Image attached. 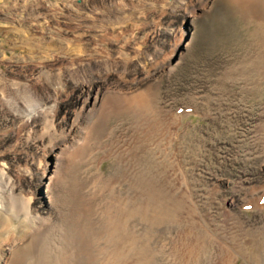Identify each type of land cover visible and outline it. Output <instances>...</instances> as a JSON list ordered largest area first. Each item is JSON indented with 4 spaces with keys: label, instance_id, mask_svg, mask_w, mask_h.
Returning <instances> with one entry per match:
<instances>
[{
    "label": "bare ground",
    "instance_id": "obj_1",
    "mask_svg": "<svg viewBox=\"0 0 264 264\" xmlns=\"http://www.w3.org/2000/svg\"><path fill=\"white\" fill-rule=\"evenodd\" d=\"M47 2L50 1H9L7 9L15 15V18L20 17L18 18L19 26L11 24L6 27L3 26V22V25H0V31L8 29L17 32L19 36L15 40L17 43L29 46L33 43L35 50L42 53L50 50L52 53L47 56L48 63L38 65L40 68L23 70L24 67H21L19 71L13 70V75L5 77L3 75V80L1 79L3 84L0 83L1 117L7 121L14 122L19 119V123L23 122L22 128L28 126L26 129H28L29 138L32 136L34 126L42 130V134L35 140L39 146L37 152L33 155L29 153L27 156L22 152L20 154L24 155L26 162V167L22 171L25 174H34L39 181V191L45 187L44 193H46L45 201L43 199L41 202L43 213H40L37 207L33 206L30 197L32 193L26 195L22 189L18 190L22 184L21 180L16 179L11 171L6 169L7 161H13V158H7L8 155L14 154L15 156L22 149L17 150L12 144L8 146V142L12 141L11 134L2 135L0 138V146L3 148L0 150V229L4 234L1 235L0 232V239H2L0 264H26L37 246H40L39 255L36 256L40 257L41 263L39 264H47L46 259L52 264H88L84 263L85 256L82 254V249L77 260L76 256L74 262H70L72 258L68 255L69 251L57 244L62 245L63 240H68L66 235L69 230L64 209L67 206V200L59 191V187L63 173L73 157H81L84 161L86 158L91 159V156L95 157V154L100 152L104 158L109 155L112 160L118 162L117 172L127 168L131 173L128 177L134 181L130 184L133 191L130 197L115 191L111 195L108 194L102 203L105 204V209H102L100 214V217H103L107 211L108 215L103 218L107 219L104 237L109 240L110 245L115 246V249L109 250L108 258L103 259L101 264H120L119 257H124V254L118 255L117 239H123L130 246L137 247L140 237L129 229L116 227V210L128 209V207L123 209L120 206L126 200L128 206L131 200L138 205L137 201H140V196L136 195L138 186L144 184L145 179L152 177H148L146 167L143 168V162L147 157L159 160V168H161L159 172L162 171L163 176L167 175L169 170L166 169L167 167L176 166V158L174 159L171 153L168 154V151L177 149L181 117L177 110L182 107L192 108L194 113L209 121V127L205 133H207L211 148H208V142L205 140L200 142L202 143L200 145L202 154L207 149L206 152H210V158L215 160L219 147L218 141L222 135H232L236 138L235 142L233 138L224 139L228 141L225 144L229 146V150H232L230 147L232 145L234 148L233 152H229L228 158L242 165L246 159L249 161L252 157L256 160L259 158L258 175H249V170L242 171L237 178L230 180V184L228 183L230 194H225L224 198L218 195L220 188L215 182L213 191L210 192L213 202L209 203V213L203 215L200 212L198 214L203 217L200 224L194 218L200 210L197 202H194L190 179L192 176L195 183L196 175L191 171L192 166L189 170L191 162L187 160L183 164L184 169L176 171L177 182L174 178H164L166 192L158 196L157 206L147 205L145 216H152L150 218L152 221L160 218L166 221L176 219L177 226L181 228L175 240L176 244L173 245L177 264H200L203 260H206L208 264L238 262L236 259L240 256L244 243L240 244V240L235 236L245 233L252 235V231L257 229L256 226L264 229L263 215L258 216L262 219L260 222L262 226L261 224L246 226V223L240 221L238 213L229 204V201L235 205L237 202L244 209L249 208L259 213L264 210V0H83L81 5L77 4L78 7L70 6L69 2L73 0L54 1L57 5L65 3L64 6L69 8L67 12L62 9L57 12L54 6H47ZM213 9L216 13L223 10V17L220 18L223 22L218 28L222 35L220 34L219 38L216 35L214 39L213 37L207 38V43L210 41L213 42L212 45L219 46L217 52L214 46V56L220 52L221 57L223 53L227 58L210 61L211 69L197 70L198 75L194 77L198 78L189 83V88L170 89L162 94V81L165 78L172 80L171 73L179 69L178 67H166L165 62L170 57V55L167 57L169 50L178 47L176 45L180 33V25L176 24L172 16L164 20L162 18L168 13L169 15L181 14L185 19L192 15L198 17L200 10H203L204 15H202L206 16ZM19 10L22 12L25 10L26 15L20 13ZM143 19L145 21L142 22ZM156 19H160L161 24H166L169 31H163L167 32V35L165 34L164 40L160 41L163 36L156 31L157 27H155L156 36L150 35L153 37H150L152 46L145 52L140 46L138 50L132 48V54L126 44L119 45V50L110 47L112 41L127 35L129 21L139 23V26L141 24L146 26ZM34 28L40 31L39 37L38 31H34ZM70 45H74L75 48L72 52H67ZM169 45H171L170 49ZM55 51L62 54L68 53L75 58L67 57L65 60L56 58ZM130 60H135V64L129 65ZM202 80L205 81L207 87L203 86ZM76 92L80 94L79 97H82V100L76 103L78 109L73 113V124L67 121L61 125L58 124L55 120L57 119L56 107L61 102L62 94ZM173 103H175L174 106ZM178 103L182 106L176 107ZM32 119L33 125L31 126L29 123ZM126 120L130 123L129 128L125 127ZM115 121L117 124L110 127ZM7 128L6 124L2 126V130ZM22 128L20 127L19 130ZM48 149L56 154L55 166L52 169H49L45 163L46 157L44 156ZM96 149L99 150L94 154ZM39 150L41 153H38ZM3 153L7 154L2 156ZM97 159L98 156L95 160ZM28 165H34L33 171ZM99 170L96 169L95 177L103 180ZM173 170L175 172V169ZM151 171L147 170L150 174ZM187 171L190 176L188 179ZM255 177H261L263 180L256 184L262 185L260 194L257 193L259 189L254 185ZM110 179L105 182L104 186L110 187L112 183ZM92 181L90 177H85L79 187L85 190L90 187ZM114 188L112 190H115ZM91 191L90 194L79 195V199L84 204L83 207L90 213L95 203L92 202L91 206L90 199H96L98 194L96 190L92 193ZM142 193L148 196L147 192ZM163 199V202L167 203L160 202ZM216 203L221 207L218 215H215V211L213 212ZM164 204L173 207L172 214L169 211H161L160 206ZM228 207L231 208L230 211L226 210ZM112 210L115 212L112 213ZM132 213L133 211L131 215L135 217L136 214ZM186 214L192 217L187 218ZM14 222L18 224L14 225ZM80 222H77V227ZM236 224H241L242 227ZM81 231L84 233L83 228ZM232 237H235V242ZM220 238L230 239L235 243L234 247H227L223 243L219 245ZM92 241H85L86 244L83 243L82 247H91L94 243ZM175 241L166 243L160 249H166ZM152 246L154 244L149 243L146 249L144 248L147 264L149 261L153 262L147 254L150 249L148 247ZM245 251L248 253V250ZM129 257H124V261H127Z\"/></svg>",
    "mask_w": 264,
    "mask_h": 264
},
{
    "label": "rangeland",
    "instance_id": "obj_2",
    "mask_svg": "<svg viewBox=\"0 0 264 264\" xmlns=\"http://www.w3.org/2000/svg\"><path fill=\"white\" fill-rule=\"evenodd\" d=\"M7 1L13 2L14 0H1L0 1V6H1L0 7V25L4 24L3 26L7 27V25L14 24L16 26H19L20 17L15 18V15H13V13L7 9V8H9V4ZM49 1L50 2H47V6H49V5H51V7L54 6L53 8L57 12H59L60 9L67 12V9H69L68 7L64 6L65 3H63V4L61 3L60 5L59 4L57 5L56 3H54L55 0H49ZM1 3L3 4V6ZM82 3H83V0H73V2H69L70 6H74V7H78L79 5H77V4L81 5ZM19 11L23 15H26L25 10H24L25 13L22 12L21 10H19ZM202 14L204 15V11L200 10L198 13V17L197 16L194 17L192 15L193 18L188 17L187 19H185L181 14L180 15L179 14L178 15H169V13H168L167 15H165L162 18L164 20V18H169L172 16L171 18H174L176 20V24L180 25V28H179L180 33H179V36L177 38L178 44L176 45L178 47H176L177 49L171 48V45H169V49L170 48L171 49L169 50L167 57L169 55H170V57L165 62L166 67L167 66L168 67H178L179 69H178V71L174 70L176 73L175 72L171 73L173 75L172 80H169V78L168 79L165 78L162 81V84H161L162 94H165V92L167 90L169 91L170 89L175 90L177 88H181V89L182 88H189V83L193 82V80H196L198 78V77H194V76L198 75L196 72L197 70L201 69L200 71H203V70H207L208 68L211 69V67L209 66L210 61L219 60L220 58H223V59L227 58L225 56V54H223V53H222L223 56L221 57V55H219L220 52H218V54L214 56L213 55L214 46H215L216 52H217V49L219 46L216 47L217 45H212L213 42H210V41H208L209 43H207V38L209 39V38L213 37V39H214L215 35L217 36V38H219L220 34L222 35V32H219L218 28H219V24H221L223 22V19H220L223 17L222 16L223 10L220 11L219 13H216V10L213 9L212 12H208L206 14V16H203ZM143 21H145V19H143L142 22ZM2 22H3V24H2ZM152 23H154V24H152ZM160 25H161V27H160ZM128 26L129 27L127 29L128 30L127 35L125 34V36L123 35L118 40L111 42L110 47L112 46L111 47L112 49H114L113 47H115V48H117V50H119V45H125L126 44L128 46L127 47L128 50L131 54L133 53L132 48L138 50L139 46L141 47V50L143 52H145L146 50H148V48H150L152 46V39L151 38L156 36V33L154 31L155 27H157L156 31H158V33H160L161 36H163L162 38H160V41L164 40L165 34L167 35V32L164 33L165 30H167L166 24L165 25L161 24L160 19H156V21H150V23L147 24L146 26L142 25V24L139 26V23L137 24L136 22L134 23L133 21H129ZM54 28L56 30V26H54ZM34 31H38L37 34L39 37L40 31L37 30L36 28H34ZM167 31H169V30H167ZM150 35L153 37H151ZM18 37L19 36L17 35V32H15L14 30L10 31L8 29H4V31H0V77H1L0 83L1 84H3L2 83L3 75H4V77L6 75H9V76L13 75V73H14L13 70L19 71L21 69V67L22 68L24 67L23 70H26V68L31 70L35 67L38 69V68H40V66L38 67V65H40L42 63H48L49 59L47 56L50 55V53H51L50 50L47 52L45 51V53H42L38 50H35L36 47H35V45H33V43L30 46L29 45H23L22 43H17L15 40ZM182 38H184V40L181 41ZM143 41H145V42H143ZM77 47L79 49L81 48L80 46H77ZM74 48H75L74 45H70L68 47L67 52H72L74 50ZM55 52H56L55 53L56 58L58 57V58L63 59V60H65V58H67V57L75 58V57H73V55L70 56V54H68V53L62 54L61 52H58V51H55ZM134 64H135V60L129 61V65H134ZM30 73H31V71H30ZM163 75H165V74H163ZM202 82H203V86H206L205 81L202 80ZM79 96H80V94L78 92L68 93V94L63 93L62 94L61 102L59 103V106L56 107V109H57L56 118L57 119H55V120L58 124L61 125L65 121H67L70 124H73V122H74L73 113L78 109L76 103H78V102L80 103L82 100V97H79ZM165 97H166V95H165ZM165 99H167V98H165ZM174 104L175 103H173V106H174ZM178 106H182V104L178 103L176 105V107H178ZM51 109H52V107H51ZM177 113L179 115L181 114L180 125H179L180 138H179V141L177 144V149H175V150L172 149L171 151L169 149V151H168V154L171 153L173 158L174 159L176 158V161L174 160L176 162L175 163L176 166H174L173 168L172 167L166 168V169H169L167 172L168 176L166 175L167 176L166 177V176H163L161 174L162 171L159 172V170H161V168H159L160 167L159 160H157V159L152 160L151 157H147V159H145V161L143 162V168L146 167L145 169H146L147 176L148 177L152 176V177H150L148 180L145 179V181H143L144 184L139 185L140 187L138 186L139 192L137 191L136 195L141 197V199L139 197L140 201H137L138 205H135L136 203L135 202L133 203L131 200V203H133V204L130 203V205L128 206L127 200H126L122 203L123 205L120 204V206H122L123 209L128 207V209L120 210V208L118 207L119 209L116 210L117 211V217L115 220L116 221V227L118 228L120 226L126 230L129 229V231H132L135 235L142 238V239L139 238V244L137 247L130 246V244L126 243L125 240H123V239H120V240H119V238L117 239L116 247L118 248V255L123 253L124 257L130 256L127 261H124V257L120 256L119 257L120 264H147L148 260H147V255H146L145 249H146V245L149 243L154 244V246L148 247L151 250L149 249V251H147V254L149 256V259H153V262H154V263L153 262L150 263V261H149V264H172V263L174 264V262H175V264L178 263L177 260L175 261V258H176L175 249H174L175 246H173L176 244L175 240L177 238L179 228H180L176 224V219H174V220L170 219V220L166 221L165 219L160 218L158 220L152 221V220H150V218H152V216L146 217L145 211L147 210V208H146L147 205H150L152 207L157 206L158 203H156V202L159 201L158 196L161 193L164 194L166 192V188H165L166 180L164 178H170V179L176 178L177 179L176 171L178 172L179 169H181V168L184 169L183 164L186 163L187 160L188 161L190 160L189 162H191L189 165V170H190V167L192 166L191 171L194 175H196V177H195V179H196L195 183L196 184L192 180V176L190 179L192 181L191 190L193 192L194 202H197V204L199 205V210H200L198 213H196V216L193 213H192V215L195 216L194 218H195V220L198 221V223H200V222L202 223L201 220L203 219L201 214L199 216H198V214L200 212H202L203 215H205L204 213L208 214L210 211V209H209L210 204L209 203L213 202L211 193L213 191V185L215 184V182L219 185L218 187L220 188L219 189L220 192L218 195L220 196V198H224L223 196H225V194H227V193L230 194V189H229L230 180L232 178H237V176H239L242 171L244 172V170H247V171L249 170L248 171L249 175L250 174L255 175V176L258 175L257 174L258 169H259L258 166L260 164V160H258L259 158L256 160L255 157H252V159L250 158L249 161H248V159H246L243 165L240 162L239 163L236 162V160H234V159L230 160L228 158L229 154L231 152H233L232 150H234V148L232 147L233 146L232 145V146H230L232 148V150H229V146H227L225 143H228V141H226V140L232 139V138H233L232 140H234V142H235L236 138L233 137L232 135H229V134L222 135V137L218 141L219 147L217 148L215 160L210 158V156H209L210 152H206L207 149H205V151H203L204 154H202L200 152V150H201L200 145H202V143H200V142H202L204 140L206 142H208L207 133H205L207 131V127H209L208 119L199 115V114L194 113L192 108L185 109L184 107H182V108L177 110ZM0 117H1V115H0ZM18 120L19 119L14 120V122H12V121H7V120L3 119L2 117L0 118V138H2L1 137L2 135L11 134L10 137H11L12 141L8 142V146L12 144L13 146L15 145L14 147L17 150L22 149L15 156H14V154L8 155L7 158L8 159L13 158V161H11V160L7 161L6 169H7V171H11L12 175H14V177L16 179L21 180L20 182L22 184H20V186L18 187V190L22 189V191H25L24 194H26V195L27 194L30 195L32 193L30 197L32 198L33 206L34 207L36 206L37 209L39 210V212L43 213L41 202L43 201V199H44V201L46 199V193H44L45 187L39 191V187H38L39 181H38V179H36V176H34V174H30V175L25 174V172L22 171L24 169V167H26L24 155L26 154V156H27V155H29V153H30V155H33L34 153L37 152V148H39V146L35 140L38 139L39 136L42 134V130H40L41 128H37L34 126V130L32 129V136H31V138H29L27 135L28 129H26V127L28 128V126L22 128V126H24L23 125L24 123L23 122L19 123ZM4 121H5V123H4ZM125 123H126L125 127L129 128L130 123H128L127 120ZM5 124L8 125V128L2 130V126H4ZM29 124H31V126L33 125V119ZM116 124H117V121H115L110 127H113ZM20 127L22 128L21 130H19ZM20 131H23V132L20 133ZM19 138H20V140H19ZM224 139H226V140H224ZM105 140H108V138H105ZM2 141H3V139H2ZM208 145H209L208 148H211L210 142H208ZM2 149L3 148L0 146V150H2ZM98 150L99 149H96L94 154L96 152H98ZM47 151L48 152L45 153L46 156H44V157H46L45 163H47L49 169H52L55 166L56 154L54 152H52L51 149H48ZM21 152L24 153V155L20 154ZM38 153H41V151L39 150ZM6 154L7 153H3L2 156H5ZM95 155H96L95 157L91 156V159L86 158V159H84V161L81 160V157H73L71 159L72 162L71 161L69 162V166L66 168V171L63 173L62 183L60 184V187H59V191L61 192V194H63L64 198L67 200V204H66L67 206H65L64 209H65V214L67 216L66 222L68 223V229L69 230H68V235H66V239H68V240L67 241L63 240L62 245H60L59 243H57V244L61 247L64 246L67 249V251H69L68 255L72 258L70 260V262H74L75 259L77 260L78 254H80L81 249H82V254L85 256L84 263L90 264L91 262H93L95 264H101L106 258H108L109 250L115 249V246L110 245L109 240L106 237H104V234H105L104 233V227L106 226L107 219L106 218L103 219V218L106 217L108 214H107V211H105L104 216L100 217L102 209H105V207H104L105 204H102V203L105 201L108 194L111 195V193H113V191H115L117 193H123L122 195H124V196L128 195L129 197L133 194V191L130 188V184L133 183L134 181L128 177V175L131 173L128 172L127 168L126 169L124 168V170L117 172L116 170H119L118 169L119 168L118 162L112 160L111 156L108 155L107 158H104V155L102 154V152L95 154ZM97 156H98V159L96 161L95 158ZM191 159H193V160H191ZM181 160H182V162H181ZM232 164H233V166H232ZM28 167L31 171H33L34 165L33 166L28 165ZM99 168H100V170H99ZM96 169L99 170L98 172H100V174L102 175L103 180H99V178L96 179V177H95ZM148 169L152 170L151 174L147 172ZM173 169H175V172ZM132 172H134V171L132 170ZM188 172L189 171H187V174H188ZM86 173L88 174V176ZM115 176H116V178H115ZM85 177H90V179L93 181H92V184L90 185V187H87L84 190L83 187L82 188L79 187V184L80 183L82 184V179H85ZM133 177H134V175H133ZM189 177L190 176L188 174L187 179ZM255 178H254V180H255L254 185H255V187H257L259 189V190H257V189L256 190H257V193L260 194L262 192V185L260 183L258 185H256V184L258 182H262L263 180L261 177H257L256 179ZM108 179H110L111 180L110 182H112L110 184V187L104 186L105 182ZM176 179H175V181L177 182ZM204 179H205V181H204ZM220 180H222V181H220ZM151 181H152V183H151ZM113 188L115 190H112ZM208 188H210V189H208ZM91 190L92 191L96 190V193H98V194H97L96 199H93V198L90 199V204L92 202H95L93 205V208L91 210V213H90V211H87L86 208L83 207L84 204L82 203L81 199H79V195L82 196V195H85L86 193L90 194ZM92 191H91V193H92ZM144 191L148 193V196L144 195L145 193L144 194L142 193ZM78 192H79V194H78ZM173 192L175 193V189H173ZM75 193H77V194H75ZM134 195H135V192H134ZM233 195H235L234 192H233ZM144 197H146L147 199ZM163 201H164V199L160 202H163ZM163 203H167V202H163ZM85 204H86V202H85ZM229 204H230L231 208L235 209L236 213H238L239 217L241 218L240 221H242L244 224L246 223L245 224L246 226H250L252 224H255V225L261 224L260 222L262 221V219L258 217L259 215H261V216L263 215L262 217L264 219V210L259 213V212L253 211L252 209H244V207L240 206V204L237 202L235 205V204H233L232 201H229ZM91 206H92V204H91ZM111 207H112V205H111ZM111 207H108V208H111ZM160 207H161V211H169V212H171V214L173 213V207L168 205V204L161 205ZM203 208H205V209L202 210ZM220 208L221 207L219 206V204L216 203L214 210H213V212L215 211V215H218L221 212ZM231 208L228 207V208H226V210L230 211ZM51 209H52V207H51ZM132 211H133L132 214H136L135 217L131 215ZM114 212H115V210H112V213H114ZM119 214H121V215H119ZM126 215H128V216H126ZM130 215H131V217H130ZM192 215H190V216L192 217ZM190 216H189V214H186L187 218H189ZM78 221L82 222V223L80 222V224H79V227L81 226L80 229H78L79 227H77ZM173 221H174V223H171ZM17 224H18L17 222L16 223L14 222V225H17ZM65 225H67V224H65ZM69 225H71V226H69ZM236 226L240 227L241 224H236ZM261 226H262V224H261ZM81 228H83L84 233L81 231ZM256 228H257L256 230L252 231L253 232L252 235H247L248 233H245V234H238L237 236H235L237 239L240 240V242H241L240 244L244 243V248H243V250H241L242 252H241L240 256L236 259V261H238V262H235V264H264V229H262V227L260 228V226H256ZM0 232H1V229H0ZM1 233H2L1 235L4 234L3 232H1ZM87 233H89L90 235ZM183 233L184 232L182 231V234ZM85 234H87V235H85ZM91 234L93 236H91ZM229 237H231V236L229 235ZM235 237L234 238L232 237L234 242L236 240ZM244 237H245V239H244ZM82 238H83V240H82ZM101 239H104L105 241H103ZM246 239H248L247 242H249V243L246 242ZM1 240L2 239H0V245L2 243ZM87 240H93L94 243H92L91 247H88V248H85L84 246L82 247V244L83 243L86 244L85 241H87ZM228 240H222L220 238L219 239V245H221L223 243L227 247H234L235 243H233L230 239H228ZM171 241H175V243L169 245V247H167L166 249H160V248H163L166 243L169 244ZM69 242H71V243H69ZM108 243H109V245H108ZM168 244L166 246H168ZM155 246H158L159 248L155 247ZM142 247H143V249H142ZM39 248H40V246H37L36 248H34V250L36 252L33 250L31 257H29V259L26 261V264H28V263H31V264L41 263L39 260L40 257L39 258L36 257L37 254L39 255V251H38ZM136 249H137V252H136ZM245 250H248V253ZM37 251H38V253H37ZM88 254H90V255H88ZM247 254L248 255L250 254V255L248 256ZM138 260H139V262H138ZM46 261H47V264H52V262L50 260L46 259ZM171 261H173V262H171ZM200 264H208V262L206 260H203L202 263H200Z\"/></svg>",
    "mask_w": 264,
    "mask_h": 264
}]
</instances>
